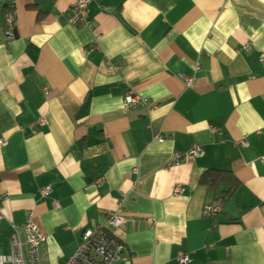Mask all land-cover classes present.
I'll list each match as a JSON object with an SVG mask.
<instances>
[{
    "label": "crops",
    "instance_id": "0c3cea01",
    "mask_svg": "<svg viewBox=\"0 0 264 264\" xmlns=\"http://www.w3.org/2000/svg\"><path fill=\"white\" fill-rule=\"evenodd\" d=\"M13 1H0V255L32 212L45 264L98 227L124 246L115 264H264V0H91L79 26L77 0ZM195 144L201 157L172 163Z\"/></svg>",
    "mask_w": 264,
    "mask_h": 264
},
{
    "label": "built area",
    "instance_id": "2783aa9c",
    "mask_svg": "<svg viewBox=\"0 0 264 264\" xmlns=\"http://www.w3.org/2000/svg\"><path fill=\"white\" fill-rule=\"evenodd\" d=\"M5 4L13 7V0H0ZM91 0H77L72 6L68 22L73 26L88 25L87 13L88 6ZM5 36L8 41L16 39V30L18 26L17 12L10 11L5 18ZM264 63V58H262ZM192 82L188 81L190 85ZM145 100L134 92H128L125 102L128 106H135ZM145 103V102H144ZM43 124L45 119L41 121ZM157 140L163 142L164 138L158 136ZM244 147L248 146L245 139L240 141ZM0 144H4L1 139ZM203 150L199 145H193L188 153L176 152L173 155L172 163L180 164L186 161L188 156L201 157ZM264 160V158H263ZM52 191V186L48 185L44 188L43 194L49 195ZM55 205L57 203L55 202ZM222 200H217L212 204H208L205 208L207 214H217L221 211ZM109 223L113 228H120L127 220L125 214L121 210H116L109 213ZM25 240L21 241L17 226H15L14 233L11 240V253L8 255H0V264H45L41 259V244L45 240L44 234L36 226L33 213L27 214L25 222ZM124 255V246L118 240L113 231L105 228L87 229L82 234V241L76 252L67 260L65 264H115L120 261ZM179 264H189L190 258L186 253H180L178 257Z\"/></svg>",
    "mask_w": 264,
    "mask_h": 264
},
{
    "label": "trees",
    "instance_id": "16d2710c",
    "mask_svg": "<svg viewBox=\"0 0 264 264\" xmlns=\"http://www.w3.org/2000/svg\"><path fill=\"white\" fill-rule=\"evenodd\" d=\"M217 173L218 172L210 171V172H208V173H206L204 175V177H203L202 180H204V182H207V183L209 182L210 183L209 187H215L216 185L214 184V182H215V179L214 178L216 177V174Z\"/></svg>",
    "mask_w": 264,
    "mask_h": 264
}]
</instances>
